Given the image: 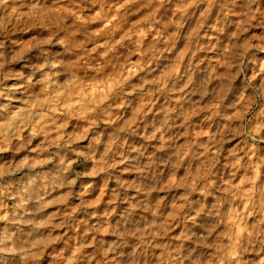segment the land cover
<instances>
[{"label":"rangeland","instance_id":"374dc122","mask_svg":"<svg viewBox=\"0 0 264 264\" xmlns=\"http://www.w3.org/2000/svg\"><path fill=\"white\" fill-rule=\"evenodd\" d=\"M0 264H264V0H0Z\"/></svg>","mask_w":264,"mask_h":264},{"label":"bare ground","instance_id":"6f19581e","mask_svg":"<svg viewBox=\"0 0 264 264\" xmlns=\"http://www.w3.org/2000/svg\"><path fill=\"white\" fill-rule=\"evenodd\" d=\"M132 179V178H131ZM132 193V192H131Z\"/></svg>","mask_w":264,"mask_h":264}]
</instances>
